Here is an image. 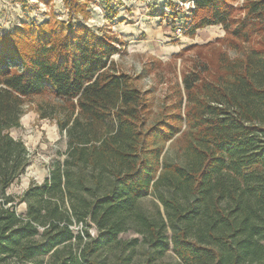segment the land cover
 <instances>
[{
  "label": "trees",
  "instance_id": "1",
  "mask_svg": "<svg viewBox=\"0 0 264 264\" xmlns=\"http://www.w3.org/2000/svg\"><path fill=\"white\" fill-rule=\"evenodd\" d=\"M63 1L87 16L90 0ZM179 1L194 7L186 36L220 26L240 57L185 74L183 112L181 99L153 120L151 92L115 69L111 38L50 21L0 37V264H101L103 252L116 264H156L168 252L167 264H264V0H244L242 19L236 0ZM31 97L52 99L39 117L56 120L67 149L16 198L7 191L29 160L10 131Z\"/></svg>",
  "mask_w": 264,
  "mask_h": 264
},
{
  "label": "rangeland",
  "instance_id": "2",
  "mask_svg": "<svg viewBox=\"0 0 264 264\" xmlns=\"http://www.w3.org/2000/svg\"><path fill=\"white\" fill-rule=\"evenodd\" d=\"M243 1L230 3L236 10L232 13L233 17L237 19L243 18L244 14L237 11ZM109 2L116 10L113 17H107L106 0L87 1V16L79 13L71 16L63 0H49L47 4L36 0H0V37L16 27L40 25L50 21L51 24L65 25L71 22L74 27L82 24L100 36L111 38L119 50L118 54L111 57L115 69L136 79L135 85L138 89L151 92V120L162 110L164 114L175 112L172 106H177L181 99L183 112L185 97L182 79L185 74L194 70L201 71L204 67L216 70L219 60L224 56L229 59L240 57L238 51L228 46V42L234 38L226 35L220 26L198 30L194 38L185 35V22L189 21L192 9L187 3L179 0ZM174 17L177 20L173 22ZM216 39L219 41L215 42ZM208 43L213 44L207 47ZM51 103L52 99L49 97L27 98L20 127L10 131L11 137L23 142L29 160L25 173L7 191L13 197L20 198L31 185L42 184L52 166L65 158L66 138L59 134L56 120L39 117V105L43 106L41 109L49 111ZM173 152L174 148L167 143L165 153L172 157ZM154 202V198L150 196L143 202V207L153 213ZM25 209V204L16 206L19 215H24ZM71 228L78 233L83 230V226L75 223ZM89 232L92 236L95 235L93 229ZM134 236L128 232L122 237L130 239ZM97 259L101 260V264H116L111 252H103ZM175 261L176 258L168 252L156 264Z\"/></svg>",
  "mask_w": 264,
  "mask_h": 264
},
{
  "label": "built area",
  "instance_id": "3",
  "mask_svg": "<svg viewBox=\"0 0 264 264\" xmlns=\"http://www.w3.org/2000/svg\"><path fill=\"white\" fill-rule=\"evenodd\" d=\"M187 4H188L192 9L194 8L192 2H191V3H187Z\"/></svg>",
  "mask_w": 264,
  "mask_h": 264
}]
</instances>
